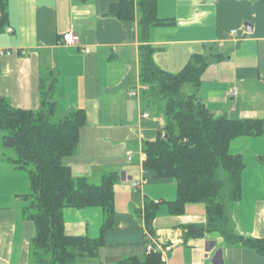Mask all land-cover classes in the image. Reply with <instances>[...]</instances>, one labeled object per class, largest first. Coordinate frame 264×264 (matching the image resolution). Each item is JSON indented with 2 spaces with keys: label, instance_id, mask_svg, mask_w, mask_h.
I'll return each mask as SVG.
<instances>
[{
  "label": "crops",
  "instance_id": "obj_1",
  "mask_svg": "<svg viewBox=\"0 0 264 264\" xmlns=\"http://www.w3.org/2000/svg\"><path fill=\"white\" fill-rule=\"evenodd\" d=\"M133 1L136 5L141 0ZM116 2L6 0V22L0 30V49L13 51L0 59V97L13 108L38 110L42 93L49 94L54 84L51 98L60 116L76 110L87 116L77 149L64 164L74 177L94 185L105 173L117 174L113 227L95 259L75 264L143 259L148 236L160 245L175 241L164 255L166 264H264V255L230 246L220 232L207 231L204 205L188 204L181 215L171 214L174 182L149 181L131 188V182L142 177L143 144L156 138L164 119L143 101L138 14L132 21L109 15ZM156 14L171 22L150 32L156 65L178 73L192 55H205L208 65L196 98L215 117L264 123V0H156ZM71 27L77 36L74 47L61 41ZM233 30L235 36L230 35ZM231 87L238 88L236 97L229 96ZM129 91L137 95L129 97ZM2 135L0 264H36L30 252L35 226L25 212L30 205L29 176L8 164L14 155L3 148ZM229 151L242 157L244 170L241 199L225 208L228 228L243 238L264 239V124L262 136L236 138ZM146 203L155 209L149 229L143 220ZM63 212L66 236L100 237L101 209Z\"/></svg>",
  "mask_w": 264,
  "mask_h": 264
},
{
  "label": "trees",
  "instance_id": "obj_2",
  "mask_svg": "<svg viewBox=\"0 0 264 264\" xmlns=\"http://www.w3.org/2000/svg\"><path fill=\"white\" fill-rule=\"evenodd\" d=\"M6 0H0V30L5 25ZM109 15L132 21L138 14L139 79L145 107L162 115L164 125L153 141L143 144V170L149 181L174 182L176 197L168 202L170 213L181 215L188 204L205 206L206 230L218 231L230 246H243L264 255V239L243 238L228 228L225 208L241 199L242 157L232 155L229 145L240 137H260L262 121L230 120L213 116L195 96L203 71L205 55H192L178 73L161 70L153 60L149 44L155 27L171 24L157 17L156 0H117ZM50 93H42L38 110L13 108L0 97L2 146L12 151L7 162L29 176L30 205L26 218L35 226L31 255L36 264H75L95 259L104 236L113 227L116 172L105 173L98 185L85 177H74L64 159L73 156L79 134L86 124L84 110L60 116ZM189 89L192 92H188ZM99 208L103 213L100 237H70L64 233L65 209ZM155 216L152 203H146L143 220L149 229ZM145 244H147L145 242ZM119 264H162L158 253H146L143 259L128 258Z\"/></svg>",
  "mask_w": 264,
  "mask_h": 264
},
{
  "label": "built area",
  "instance_id": "obj_3",
  "mask_svg": "<svg viewBox=\"0 0 264 264\" xmlns=\"http://www.w3.org/2000/svg\"><path fill=\"white\" fill-rule=\"evenodd\" d=\"M9 33L12 32L11 29L8 30ZM230 35L232 36H235L236 35V31L233 30L230 32ZM61 41L63 44L67 45V46H73L77 44V36H75L74 34V29L71 27L70 30L63 34L61 36ZM13 51L11 50H3V49H0V59L3 57V56H9ZM84 52L86 54L89 53V50L88 49H85ZM142 87V86H141ZM142 89L144 90L145 87H142ZM228 94L229 96L231 97H236L238 95V88L237 87H231L229 88L228 90ZM137 93H134V92H130L129 91V97L130 96H136ZM143 118H148V114H144L142 115ZM131 153L129 152L127 154V160H130L131 159ZM146 174L147 172L145 170L142 171V177L137 180V181H133V183L130 184L131 188L132 189H138V188H141L143 186L146 185V183H148V180L146 178ZM149 238V243L146 245V253H158L160 255V260H161V263L162 264H166V258H165V253L167 251L170 250V248L175 244V241H171L170 244H166V245H160L158 242H157V239L155 238H152L150 236H148ZM177 242V241H176Z\"/></svg>",
  "mask_w": 264,
  "mask_h": 264
},
{
  "label": "water",
  "instance_id": "obj_4",
  "mask_svg": "<svg viewBox=\"0 0 264 264\" xmlns=\"http://www.w3.org/2000/svg\"><path fill=\"white\" fill-rule=\"evenodd\" d=\"M247 31H250L249 29H247ZM192 233H195L194 231H192Z\"/></svg>",
  "mask_w": 264,
  "mask_h": 264
},
{
  "label": "rangeland",
  "instance_id": "obj_5",
  "mask_svg": "<svg viewBox=\"0 0 264 264\" xmlns=\"http://www.w3.org/2000/svg\"><path fill=\"white\" fill-rule=\"evenodd\" d=\"M0 134H1V131H0ZM131 183H133V182H131Z\"/></svg>",
  "mask_w": 264,
  "mask_h": 264
}]
</instances>
